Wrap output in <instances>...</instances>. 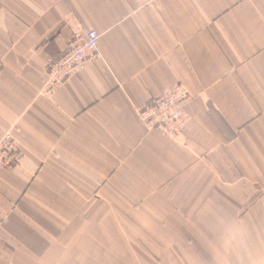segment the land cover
Listing matches in <instances>:
<instances>
[{"label": "crops", "instance_id": "0c3cea01", "mask_svg": "<svg viewBox=\"0 0 264 264\" xmlns=\"http://www.w3.org/2000/svg\"><path fill=\"white\" fill-rule=\"evenodd\" d=\"M97 56L49 95L82 30ZM182 84L177 141L138 110ZM0 264H264V0H0Z\"/></svg>", "mask_w": 264, "mask_h": 264}, {"label": "built area", "instance_id": "2783aa9c", "mask_svg": "<svg viewBox=\"0 0 264 264\" xmlns=\"http://www.w3.org/2000/svg\"><path fill=\"white\" fill-rule=\"evenodd\" d=\"M100 34L94 30L77 32L66 44L63 53L49 60L43 91L47 95L75 76L97 55ZM191 96L182 84L152 98L138 110V119L146 132L156 131L165 138L178 141L189 121L186 103ZM23 153L16 132H4L0 137V171L21 163Z\"/></svg>", "mask_w": 264, "mask_h": 264}]
</instances>
